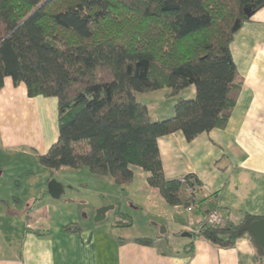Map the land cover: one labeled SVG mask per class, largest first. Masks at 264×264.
<instances>
[{"label":"trees","instance_id":"trees-1","mask_svg":"<svg viewBox=\"0 0 264 264\" xmlns=\"http://www.w3.org/2000/svg\"><path fill=\"white\" fill-rule=\"evenodd\" d=\"M45 1L0 0V92L11 78L30 98L58 100L59 139L39 162L53 171L85 167L118 186L131 184L139 168L169 206L200 204L201 191L188 192L201 186L193 175L165 177L158 142L227 127L244 83L231 52L233 28L264 0ZM192 86L195 97L178 99L161 121L136 99L165 88L175 97ZM258 220L203 223L192 237L230 249L250 236L264 256L250 233Z\"/></svg>","mask_w":264,"mask_h":264},{"label":"crops","instance_id":"crops-1","mask_svg":"<svg viewBox=\"0 0 264 264\" xmlns=\"http://www.w3.org/2000/svg\"><path fill=\"white\" fill-rule=\"evenodd\" d=\"M231 52L244 83L227 127L192 141L176 132L158 142L167 179L193 175L208 191L200 192L199 208L171 207L149 186L148 174L134 168L133 182L122 188L136 209L156 221L154 229L137 237L100 234L96 225L82 226L75 211L57 217L54 225L53 212L63 211L48 193L56 171L42 165L39 156L59 139L58 100L30 98L24 84L16 86L6 78L0 92V177L16 171L26 181L23 190L20 182L15 189L11 181H0V264H264L250 236L230 249L182 236L190 227L199 229L213 210L224 223L238 224L246 215L264 219V8L242 25ZM138 95L146 101L139 102ZM195 95L192 86L175 97L165 88L137 94L136 99L152 120L161 121L168 111L171 115L178 99ZM36 172L45 182H31ZM92 176L120 193L112 178ZM69 225L79 230L65 231ZM138 239L154 242L142 245Z\"/></svg>","mask_w":264,"mask_h":264},{"label":"rangeland","instance_id":"rangeland-1","mask_svg":"<svg viewBox=\"0 0 264 264\" xmlns=\"http://www.w3.org/2000/svg\"><path fill=\"white\" fill-rule=\"evenodd\" d=\"M146 99V96L138 95L139 102H144ZM173 115L174 111L171 112V115L168 111L164 118L167 119ZM13 172V174L12 171L7 172L6 175L8 176L0 177V181L5 183L11 181L15 189H17L16 183L20 182L21 190H23L25 188V177L16 175V171ZM42 180L45 182L41 173L36 172V177L30 181L40 183ZM60 180L62 183H60ZM51 181H56L63 186L61 197L58 200L52 198V203L63 210L62 212L59 211L58 214L53 212L54 225L58 223V218L69 216L70 211H75L79 215L82 226L96 225L101 229L100 234L106 232L110 234L111 238L144 236L145 231L154 229L153 224L156 221L149 219L146 213L143 212L144 209H136L133 206V200L127 196L128 191L125 189L127 185L124 188L121 186L120 193H117L111 187L108 188L106 185L96 182L97 179L95 180L85 167L74 170L62 168L52 173ZM104 207H113V209L107 212V217L103 221L96 223L97 211Z\"/></svg>","mask_w":264,"mask_h":264},{"label":"water","instance_id":"water-1","mask_svg":"<svg viewBox=\"0 0 264 264\" xmlns=\"http://www.w3.org/2000/svg\"><path fill=\"white\" fill-rule=\"evenodd\" d=\"M48 1L49 0H46L45 2ZM241 27H242L241 22L237 21L233 28V32L236 34L241 29ZM0 176H1V171H0ZM48 193L53 199L58 200L63 193V186L56 181H51L48 184ZM111 209H113V207H104L98 210L95 218V222L99 223L103 221L106 218L107 212L110 211ZM250 233L260 243L264 251V219L253 222L250 226ZM182 236L192 237V234L186 232L183 233Z\"/></svg>","mask_w":264,"mask_h":264},{"label":"built area","instance_id":"built-area-1","mask_svg":"<svg viewBox=\"0 0 264 264\" xmlns=\"http://www.w3.org/2000/svg\"><path fill=\"white\" fill-rule=\"evenodd\" d=\"M182 182H185L184 179H181ZM202 190H205V191H208V188L205 187V186H200V187H191V188H188V192L190 194H194V193H198V191H202ZM195 208H199V204H193L191 205V207L188 208V210H192V209H195ZM204 223H207L209 225H212V226H216V225H221L224 223L223 221V218L220 214V212L218 210H213V211H210L206 214L205 218H204ZM188 232L191 233V234H196L198 233V229H194L192 227H190L188 229Z\"/></svg>","mask_w":264,"mask_h":264}]
</instances>
